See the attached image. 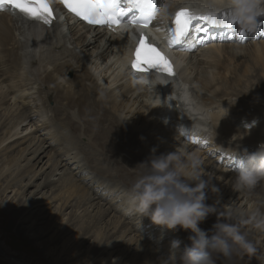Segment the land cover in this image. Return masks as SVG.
Instances as JSON below:
<instances>
[{"label": "bare ground", "instance_id": "bare-ground-1", "mask_svg": "<svg viewBox=\"0 0 264 264\" xmlns=\"http://www.w3.org/2000/svg\"><path fill=\"white\" fill-rule=\"evenodd\" d=\"M158 1L157 26H163L168 15L185 4L206 15L211 13L208 9L213 3ZM62 13L56 8V17H62ZM215 15V24L198 21L206 29L205 40L196 45L200 36L185 39L186 50L178 63L177 75L167 80L158 75L133 74L126 68V34L91 30L69 18L60 24L55 21L51 26L38 27L0 11L2 190L16 185L21 196L30 186L39 191L48 186L50 191L54 188L47 196L43 192L36 199V206L43 205L46 208L40 209L44 211L53 208L54 219L69 215L59 227L61 233L73 229L77 221L87 223L88 229L83 232L79 227L77 231L88 235L95 232L97 242H103L96 246L100 264L126 263L128 255L137 256L140 264H160V258L170 253L171 241L178 240L180 230H160L154 238L157 225L147 217L139 218L128 190L113 180L114 175L127 177V173L122 170L124 173L117 175L121 168L112 166L113 160L107 167L100 162L112 156L104 150L118 149L116 138L125 139L127 159L135 163L145 160L153 147L157 154L177 147L189 154L196 153L202 170L213 177L211 183L219 192H209L207 202L217 200V215L227 218L231 213L232 222H243L241 230L262 252L264 197L259 199L256 192L259 190L258 195L264 196V183L249 192L234 191L231 178L245 151L254 152L264 143V107L257 106L250 113L247 108L255 99L246 95L244 87L247 80L259 74L263 85L258 80L257 87L264 88V34L255 31L251 39L245 40L232 29L231 25L236 23L221 20L228 15L227 11ZM257 25L264 28V17L258 18ZM142 30L155 35L151 27ZM69 71L73 72L72 80L66 78ZM160 86L168 92L167 96ZM184 92L211 111L202 118L199 104L186 110L179 99ZM51 98L56 101L54 107L49 105ZM78 120L83 125L75 135L70 127ZM88 126L93 130L87 131ZM80 138H85V142ZM137 144L139 150L134 149ZM202 145L205 146L201 148ZM81 152L90 155L84 163ZM93 157L96 172L89 165ZM12 168L19 170L16 176L10 171ZM101 171L108 181L101 178ZM13 192L15 198L17 189ZM216 218L212 215L208 219ZM180 251H176V264H181ZM115 254L114 260L111 257ZM110 258L114 261L110 262ZM263 258H257V263L264 264ZM11 260L12 264H28L20 259Z\"/></svg>", "mask_w": 264, "mask_h": 264}, {"label": "clouds", "instance_id": "clouds-1", "mask_svg": "<svg viewBox=\"0 0 264 264\" xmlns=\"http://www.w3.org/2000/svg\"><path fill=\"white\" fill-rule=\"evenodd\" d=\"M208 11L212 14L227 11L240 29L252 32L258 18L264 17V0H213ZM179 99L186 110L199 104L202 118L211 111L187 92ZM137 165V179L128 188L134 210L140 219L147 217L164 229L188 232L190 243L179 253L181 264H216V258L220 256L230 258L234 254L256 253L255 245L241 230L240 224L232 222L231 213L227 218H220L217 200L207 202L208 193H218L219 188L211 183L213 177H208L202 170V161L196 153L189 154L176 147L174 151L157 154L153 147L147 158ZM261 183H264V143L254 152L245 151L231 178L234 191L249 192ZM212 215L217 217L215 222L209 229H202L200 224ZM179 246V240H172V251L167 257L160 258V264H176L175 250Z\"/></svg>", "mask_w": 264, "mask_h": 264}, {"label": "rangeland", "instance_id": "rangeland-1", "mask_svg": "<svg viewBox=\"0 0 264 264\" xmlns=\"http://www.w3.org/2000/svg\"><path fill=\"white\" fill-rule=\"evenodd\" d=\"M158 7H159V1H158ZM231 27L237 35L241 36V31H243L244 34L242 36H244L245 40L251 39L252 38L251 34L255 31H260L262 34H264V28L261 29L262 25H257L252 32H247L243 29H240L237 25H234V24H232ZM262 38L264 37L262 36ZM66 78L68 80H72L73 72L71 71L67 72ZM255 78H251L250 80H247L244 83L245 85L244 87H246L245 91L247 90L246 95L250 97H254L255 99L253 100V104H250L247 108V110L250 113H253L255 109L257 108V106L261 108L264 107V88L259 89L257 87L258 83L260 84L261 82L262 84L263 79L261 80L262 77L260 78L259 74H257ZM258 80H260V82ZM257 94H258V97H257ZM51 99L49 100V102L51 101L49 105L51 106L56 105L55 99L54 98L52 100ZM61 114L62 112L60 111L58 113V117H60ZM104 123L106 124V122ZM82 125L83 123L80 120H78L75 125L70 127L67 124V127L68 129L70 127V129H72L73 131L75 130L74 131L75 133L73 132V134L77 135ZM88 127L89 128H87V131H91V129L93 130L92 126H88ZM70 129L69 131H71ZM79 140L82 142H85V138H80ZM115 141H116L115 145L118 146V149L111 150L108 148L109 150L108 149L104 150L106 154H109V155L111 154L112 156H108V159H105L102 162H100V165H102L103 167H107L110 164L109 161L113 160L111 161V165L116 167V169L121 168L120 171H117V175L124 173L122 170H124L127 173L126 174L127 177L125 176L116 177L114 175L113 180L115 182H118L120 185H122L128 190V187L130 186L129 182L131 180H132L131 182H133L137 179V172L139 169V166L137 164L139 162L135 163V162H132V159L131 160L127 159V157H129V153H128L129 151L127 152L126 149L124 148L126 147L125 139L118 140V138H116ZM98 144L101 145V143H98ZM204 146L205 145H202L201 148ZM136 148L137 150H139L138 144L137 146H135L134 149ZM99 149H101L100 146H99ZM81 151H85V150L81 149ZM87 151L88 150H86V152ZM86 152H83V153L81 152L80 154L83 163L86 162V159L90 157L89 153L87 154ZM102 155L105 156V154H102ZM118 157L120 160L118 159ZM94 159H95L94 157L91 159V161L89 162V165L90 167H92L91 170L96 172V168H95L96 163L95 161H93ZM115 159L118 161H115ZM10 171H12L13 175L15 176L19 173V170H16L14 168H12V170ZM101 175L103 176L101 177L102 179H105L107 181L109 180L108 178L107 179L104 178L105 173H103L102 171L100 172V176ZM97 176L99 177V175ZM38 182L39 180L36 181L35 183H38ZM1 183L2 182L0 181V243H1L0 264H12L10 262L12 261L11 260L12 258L23 260L28 264H100L98 252H96L97 242L95 243V241H98V238H96L95 232L91 231L90 235H88V234H82L79 231H77L79 227H81V230L83 232L84 230L88 229L86 227L87 223L77 221L75 222L77 223V225L75 226L74 224L73 229L66 230L61 233V231H58L59 227L63 225V223L67 222V218L69 215L65 214L62 218L57 216L58 218L54 219L53 218L54 216L51 213V210H53V208L44 211L40 209V208L42 209L46 208L43 205L36 206L37 205L36 201L42 197L43 192H45L46 193L45 195L47 196L50 194V192L54 188H52V190L50 191L48 190L49 189L48 187L50 186H48V187H44L43 189L39 191V189L37 190L35 186H30L21 194V196H19L20 195L19 193L21 190L15 187L16 185L11 186V188L6 189L5 191V190H2L4 185ZM55 185H58V184L55 183ZM12 189L13 190L17 189V196L15 198H13L14 197L13 195L15 194ZM30 191L32 193H30ZM257 192H256V195L259 197V199L260 197L262 198L264 197V196L258 195L260 193L259 190ZM56 203L54 201V204ZM262 206H263L262 208L263 213L261 211L260 212L262 213V215H264V204H262ZM69 210L70 208L66 210L65 213H68ZM28 211L30 213H28ZM208 218L206 221L200 224V227L202 229H209L211 225L215 222V220L209 221ZM242 223L243 222H240L239 224L243 225ZM70 227H73V226L71 225ZM93 231H95V229H93ZM159 231L166 232L167 229H163L162 227L157 225V229L155 230V233L153 234L154 238L157 239L159 235L158 233H160ZM99 236H103V234H100ZM187 236H188V232L180 230L177 238L180 242L186 241L189 244L190 242L188 241ZM184 246L185 245L181 244L179 246L180 250H182ZM261 247H262V252L256 250V253L254 255L234 254L230 258H225L222 256L217 257L216 264H258L256 259L264 257V241L262 242ZM169 248L170 249L168 250L170 252L171 247ZM175 251H177V249ZM165 254L167 253L165 252L163 255ZM115 256L116 254L111 258L114 259ZM111 258L109 260L110 262L116 259V257L114 260H112ZM140 261L141 260L137 258V256L128 255V257L126 258V263L124 261L122 264H140ZM263 261H264V258H263ZM102 264H109V262H103Z\"/></svg>", "mask_w": 264, "mask_h": 264}, {"label": "snow or ice", "instance_id": "snow-or-ice-1", "mask_svg": "<svg viewBox=\"0 0 264 264\" xmlns=\"http://www.w3.org/2000/svg\"><path fill=\"white\" fill-rule=\"evenodd\" d=\"M61 2L76 16L96 25L119 24L126 13L136 9L142 15L129 17L130 22H142L146 27L158 10V0H61ZM4 6H11L25 18L41 21L46 25L53 20V12L48 0H8L7 5L0 0V7ZM197 19L206 20L212 24L217 23L215 14L197 16L181 8L175 13L174 28L171 29L169 44H179L187 37L192 30L193 21ZM221 20H227L230 24L235 23L229 15L221 17ZM195 30L206 31L199 26ZM243 34L241 31V35ZM141 64L147 65L149 69H162L170 75L174 74L170 62L161 57L154 47L146 44L143 36L140 37L135 47V60L132 61L131 66L139 70Z\"/></svg>", "mask_w": 264, "mask_h": 264}]
</instances>
